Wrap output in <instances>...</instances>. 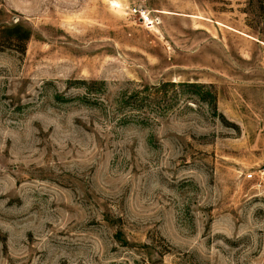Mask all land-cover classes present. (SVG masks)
<instances>
[{"label": "rangeland", "instance_id": "rangeland-1", "mask_svg": "<svg viewBox=\"0 0 264 264\" xmlns=\"http://www.w3.org/2000/svg\"><path fill=\"white\" fill-rule=\"evenodd\" d=\"M242 8L0 0V264H264V26Z\"/></svg>", "mask_w": 264, "mask_h": 264}, {"label": "trees", "instance_id": "trees-1", "mask_svg": "<svg viewBox=\"0 0 264 264\" xmlns=\"http://www.w3.org/2000/svg\"><path fill=\"white\" fill-rule=\"evenodd\" d=\"M239 1V0H238ZM243 3L242 12L247 14L250 12H257L260 14L259 21L260 25L264 26V0H241Z\"/></svg>", "mask_w": 264, "mask_h": 264}, {"label": "built area", "instance_id": "built-area-1", "mask_svg": "<svg viewBox=\"0 0 264 264\" xmlns=\"http://www.w3.org/2000/svg\"><path fill=\"white\" fill-rule=\"evenodd\" d=\"M132 12H136L137 15H138V20L140 21V24L142 25H152L153 21L151 18L148 17V14L144 13L143 11H135V10H132ZM260 172V175H263L264 176V167L259 171ZM246 178H251V175L248 174L246 176Z\"/></svg>", "mask_w": 264, "mask_h": 264}]
</instances>
